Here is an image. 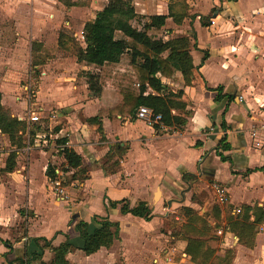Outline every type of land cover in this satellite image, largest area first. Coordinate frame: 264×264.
<instances>
[{"label": "crops", "instance_id": "1", "mask_svg": "<svg viewBox=\"0 0 264 264\" xmlns=\"http://www.w3.org/2000/svg\"><path fill=\"white\" fill-rule=\"evenodd\" d=\"M106 1H63L68 11L75 8L83 14L77 21L76 35L82 32L84 22L92 19ZM167 1L135 0V5L139 6L138 10H135L139 14H165ZM212 1L217 2L210 0L209 3L212 5ZM66 2H71L73 5L68 6ZM222 2L224 4L230 1ZM155 3L158 4L157 7L160 5V11L150 12ZM34 8L36 7L31 9ZM59 8L53 10L52 7H40L39 13H46L54 19L61 9ZM191 12L203 15L208 13L205 9ZM30 16L29 34L32 40L42 42L44 36L33 35L36 31L44 29L45 24L51 25V22H47L49 19L42 16L40 18L33 10L30 11ZM130 22L132 24V20ZM216 22L217 20L211 16L210 24L203 26L197 15L191 23L189 19H184L181 24H175L171 17H167L165 24L152 32L156 35L155 38L167 39L194 30L197 48L192 49L191 54L196 65L203 54L202 50L209 51L202 64L194 68L191 85L183 86L178 77H161L172 90L182 88L190 99L184 114L186 121L181 128L161 127L157 124L160 127L156 129L154 127L156 124H147L134 113L128 116L116 115L112 119L102 115L99 118L102 127L100 133L97 130L98 123L87 120L96 115L101 107L112 106L118 100L117 87L112 83L116 70L120 74L119 86L123 78L132 77L133 70L126 53L118 62L102 69L77 62L75 56L69 52L67 55L49 58L39 65L41 75L37 96L39 109L57 112L58 118L51 121L53 122L51 136L57 138L66 134L65 145L81 155V167L86 170L87 177L83 180H73L70 186L63 187V194L59 195L57 203L61 209V203L64 202V211L57 213L58 220L49 221L44 225L40 223L41 212L38 205L51 194L53 185L46 175V168L48 164H52L59 172H63L65 159L60 153L61 148L56 147L54 142V150L57 153L53 151L47 155L45 149H40L38 156L32 157L30 153L27 154L21 167L13 170L3 169L9 174L10 187L6 188L9 191V199L32 210V216H27L26 209L20 206L17 207L20 214L14 211L15 218H21L22 213L28 217V237L42 235L51 239L52 244H58L65 240L67 235L69 240L79 245L81 239L75 227L76 222L79 219L87 220V229L92 232L96 224L91 221V216L99 214L119 222V239L110 247H101L89 255L76 248L69 252L67 257L74 253L75 256L84 254L88 263L72 261L68 257L71 262L106 264L103 250L106 252L111 250L112 246L120 241L121 254L125 256L132 253L127 249L126 243H132L131 239L135 238L136 249H133V253L143 254L142 241L154 242L152 251L157 257L153 258V262L159 264V261H164L158 254L164 246L162 236L167 238V233L170 234V230H167V233L161 230L163 220L168 214V211L164 210V205L169 206L171 204H168L169 199H172L177 192L181 198L173 199V206L179 202L180 206L186 205L192 208L209 202L208 199L203 203L192 200L193 194L198 195L205 191L210 196L212 193L213 200L221 205V217L224 216L223 208L226 207L236 215V210L242 204L264 205V143L262 139L251 137L249 134L250 126L261 121L264 115V66L262 70L260 68L255 70L251 69L250 63L260 64L263 56L238 57L236 51L231 52V40L222 35V32H217L220 28H226V24H222L219 28ZM52 24L53 31L58 29L59 26L55 22ZM140 27L138 25V28ZM245 62L250 65L245 66ZM82 70L100 73L103 83L98 94H91L87 88L86 76L81 74ZM219 84L223 85L222 93L232 95L230 100L226 97L218 101L214 99L217 90L212 88ZM149 92L154 93L147 87L144 93ZM223 137L230 148L220 150L224 155L229 156L230 161H223L215 154L214 148ZM60 165L63 166L62 169L59 168ZM26 166V172H21ZM74 170L71 168L69 172ZM183 173H191L194 178L186 182ZM209 179L212 182H209ZM214 183L225 189V202H219L216 198ZM157 189L159 195L155 198ZM124 197L131 205L138 200L147 201L154 215L149 220H145L130 213H120L117 208L106 209L108 198ZM74 214H77L75 218H73ZM26 238L25 236V240ZM175 240L179 242L176 248L180 249L178 251L181 260L187 261L189 256L184 252L185 241ZM226 248L233 249V256L228 264H264V221L253 233L251 246L239 243L237 236L225 232L218 250L219 254L223 255ZM7 250L8 248L2 245L0 254H4ZM173 250L174 246H171L165 247L163 251L169 254ZM49 257L50 252L46 250L43 258ZM0 258L3 259L2 255ZM167 258L168 256L165 263L171 262ZM124 264L130 263L125 259Z\"/></svg>", "mask_w": 264, "mask_h": 264}, {"label": "trees", "instance_id": "2", "mask_svg": "<svg viewBox=\"0 0 264 264\" xmlns=\"http://www.w3.org/2000/svg\"><path fill=\"white\" fill-rule=\"evenodd\" d=\"M66 5L70 6L73 3L66 2ZM189 6L188 0H169L167 13L150 14L146 21L140 23L141 27L137 28L130 21L143 15L136 12L133 0H107L101 9L96 11L92 19L84 22L83 39L77 40L66 32L59 31L58 46L75 56L79 63L102 69L106 65L118 62L124 53L128 55L133 75L126 77L124 81H121V86H117L118 100L112 106L101 107L96 115L87 118L89 122L98 123L97 130L100 133H102V127L99 118L102 115H107L110 119L116 115H133L141 105L149 107L154 114H160L161 123L164 126L181 128L185 124L184 114L190 99L182 88L172 90L162 81L161 77H178L183 86L191 85L194 79V68L202 64L209 55V51L202 50L203 54L196 65L191 54V50L197 48L194 30L189 31L188 34L167 39L155 38L149 33V30L159 29L165 24L167 17H171L175 24H181L184 19H189L191 23L198 15L201 25L210 24L211 13L215 7L203 15L190 12ZM30 56L33 59L31 67L34 80H36L40 76L39 65L45 63L50 57L45 52L43 43L38 40L31 41ZM81 74L86 76L87 88L91 94H98L101 90V83H103L100 73L82 70ZM147 87L151 88L154 93H144ZM30 89L32 91L31 86ZM212 89L217 90L214 97L217 101L224 97L230 100L232 97L231 94L222 93L223 85L221 84ZM154 127L159 129L160 126L156 124ZM25 128L26 120L24 118L10 115L2 109L0 93V132L8 137L12 145L20 147L24 143ZM66 141L65 133L57 136L54 141L55 146L61 148L60 153L65 159L64 175L60 181L62 187L70 186L69 184L73 180H83L87 177L86 170L81 167V155L66 146ZM229 148L230 145L223 137L214 148L215 154L223 161H230L229 156L224 155L221 151ZM15 157L16 151L12 149L6 157L4 170L15 168ZM71 168L75 170L69 172ZM46 175L50 180L57 177L54 165H47ZM193 178V174L183 173V179L186 182ZM208 181L212 182L211 179ZM195 195H192V200H196ZM107 200L106 209L107 207L117 208L120 213H130L145 220H149L154 215L145 200H138L132 205L125 197L121 199L108 198ZM181 207L182 213L168 212L166 219L169 221V228H171L170 237L185 241L184 252L189 256L191 264H228L232 259L233 249L227 248L223 255L218 254L214 243L219 242L221 237L211 233L210 221L190 206L181 205ZM210 213L220 227L221 205L214 201ZM226 213L227 210L224 212L225 223L220 227L221 232L223 234L227 231L231 232L237 236L239 243L251 246L253 233L257 230V226L264 221V205L242 204L236 215ZM91 221L96 224L92 232L87 229V220L79 219L76 222L75 227L81 239L79 245L69 240L67 235L66 239L58 244H52L51 239L42 235L26 236L22 254L6 258L5 264H31L33 261H38V264H80L71 262L67 254L78 248L89 255L101 247H110L115 240L119 239L118 221L99 214H93ZM175 224H178V227L173 226ZM5 244L11 246L6 241ZM46 250L50 252L48 259L43 258Z\"/></svg>", "mask_w": 264, "mask_h": 264}, {"label": "rangeland", "instance_id": "3", "mask_svg": "<svg viewBox=\"0 0 264 264\" xmlns=\"http://www.w3.org/2000/svg\"><path fill=\"white\" fill-rule=\"evenodd\" d=\"M63 1L64 0H0L1 107L4 111L16 117H28L31 112L32 114L34 112L39 115V120H36L34 122H27L26 120V128L23 133V140H26L27 137L25 135V131L29 126V140L34 147L29 154L32 157L38 156V154L40 153V149H45L47 151V155L53 153V151L55 152V138L50 135L51 132L53 133V128L51 131L50 126L53 125V122L51 121L55 120L56 118L49 116L48 113L52 111H43L39 109L37 96L40 80L39 78L34 80L33 69L31 67L33 59H31L30 56V47L32 41V37L29 34V26L31 25L30 11H35L37 16H40V18L41 16L47 18L49 19L47 22H51V25L46 26L45 24L44 29L36 31V33L33 35L35 36L37 34L36 36L38 37L44 36V38L42 39V43L48 56L50 58H56L57 56L67 55L69 54L67 50H63L58 46L57 35L59 31H64L68 35H71L72 37L77 39L75 35V31L77 30L78 26L77 21L82 17L83 14L75 8L72 11H68L65 8ZM222 1L225 0H217L216 3L212 1V5L211 3H209L210 0H188L190 5L189 10L190 12H199L202 9H205L206 13L207 11L209 13L210 10L215 7V10L211 13V15L213 18H215V20H217L216 23L219 28L222 27V24H226V28H220V30L217 32H222V35L227 36L231 40L230 51H236V55L238 57L250 56L249 58H257L258 56H263L260 64L250 63L252 66L251 69L257 70L260 68V70H262L264 66V0H236L225 2L224 4H222ZM167 2H169V0ZM157 5L158 4L155 3L150 12L160 11V5L158 7ZM34 6L36 8L31 9ZM134 6L135 9L138 10L139 6L135 5V3ZM40 7H52L53 10L60 7L61 9L59 8L60 11L57 12L58 14H56L57 16H55L56 18L51 19L48 14L39 13ZM142 15L143 16H138L136 19H132V24L137 28L138 25L139 27L141 26L140 23L146 21L149 14ZM52 22H55L56 25L59 26L55 31H53ZM152 32H155V29H150L149 33L153 35V37H156V35L152 34ZM225 36L224 38L226 39ZM123 59L121 60V62L123 61ZM244 64L245 66L250 65L246 62ZM107 66L108 65L104 66L103 68ZM102 71H104V69ZM113 75V78L115 80L112 79V83H115L114 86L117 87L119 86L120 79L118 77L120 75L118 70H116V73ZM125 78H123L122 80L124 81ZM25 85L32 87V91L29 92V94L25 93L23 90V87ZM36 133H41V137L37 138V141H34ZM43 140H45V142H43ZM23 146L15 147L10 143L8 137L0 132V247L3 245L8 248L7 252H5L4 254H0L4 259L3 260L2 258H0V264H5L6 258H13L16 254L22 253L25 236L28 235V217H26L25 214L22 213V216L20 215L21 218H15L14 211L19 212V208L17 207H19L20 204H16V202H12L13 199H9V191L6 189L7 186L10 187L8 182L9 174L3 171V166L8 153L13 148H22ZM26 155L27 153L25 152L19 155L16 154L15 169L21 167V165L25 161L24 159ZM62 167V165L59 166L60 169H62ZM26 170L27 166L24 167V170H21V172L25 173ZM54 186L55 185H52L51 194L46 199H44L42 203L39 201V203L41 204L38 203V206L40 207L39 210L41 212V218L39 217V219H41L40 223H43L44 225H47L49 221H54L56 219L58 220L57 213L59 211L60 213L64 211V202L61 201V209L60 207H58L57 200L60 194L57 193ZM210 194L211 195L209 196L207 192L203 191V193L195 195L196 200H198L199 202L203 203L205 199H208L209 202L206 205L201 204L200 206H196L194 209L198 214L203 215L207 220L210 221L211 233L221 237V240L219 242L214 243V247H216L217 250H220V243L223 240L224 236L223 232L220 231V227L225 223V215L221 217L220 227H218L216 221L213 219L210 213L211 205L214 203L213 195L212 193ZM180 198L181 195L177 192L172 197V199H169L171 204H169V206H167V204L164 205V210L168 212L175 211L182 213L183 210L179 205V202L175 206H173L172 204L173 199ZM20 207L26 209L27 216L33 215L32 210H30L28 207ZM228 209L229 208L227 207L223 208V211L225 212L227 210V213L229 215H235ZM23 218L24 220H22ZM63 219L64 218H62V220ZM173 226L178 227V224H175ZM260 226L261 224H259L257 227L260 228ZM169 227V221L164 218L161 230L166 232L167 230L171 229ZM167 234V238L165 236H162L164 245L163 248L165 249V247L174 246V250L172 253L168 254L167 252L163 251V248H161L158 254L164 261H159V264H191L189 257L187 261L181 260V255L178 251L180 249L176 248V246L179 245V242H176L175 239L170 237L169 233ZM131 240L132 243L128 242L126 243V245H128L127 249H129V251H132V253L126 254V258L123 254H121L120 241H117L112 246L111 250H107V252L106 250H103V255L106 258V264H124L125 259L130 264H154L153 258L157 257V255H155L156 253L152 251V248L155 246L154 242L150 243L148 241H142L141 251L143 249V254L139 255V253H133V249H136L135 238ZM5 241L11 246H6ZM219 253L220 252L218 251V254ZM74 254L68 255L69 259H71L72 261L79 260L80 262L88 263V259L83 256L84 254L82 256H75ZM166 256L170 258L171 262L165 263ZM95 257L97 256L95 255ZM31 264H38V261H33ZM89 264L96 263L91 262Z\"/></svg>", "mask_w": 264, "mask_h": 264}, {"label": "built area", "instance_id": "4", "mask_svg": "<svg viewBox=\"0 0 264 264\" xmlns=\"http://www.w3.org/2000/svg\"><path fill=\"white\" fill-rule=\"evenodd\" d=\"M76 37H77V39H80V40L83 39L82 32L77 34ZM23 90L27 94H29V92H31V89L28 85H25L23 87ZM48 114L50 117L57 118V112H51ZM135 115L137 118L144 120L147 124H151V125L152 124H158L161 127H164V125L161 123V115L160 114H154L152 112V110L145 105L139 106L135 111ZM18 118H24L25 120H27V122H29V121L34 122L36 120H39L40 117L38 114H36L34 112L32 114V112H31L28 115V117H18ZM50 129H52V126H50ZM249 134L251 137L262 139L263 143H264V115H263L261 121H259L257 123H253L250 126ZM25 135H26L27 139L24 140V146L22 148H13V150H15L16 154H18V155L22 154L23 152L29 154L34 148L33 145L30 143V140H29V126L27 127V129L25 131ZM50 135H51V133H50ZM39 137H41V133H36L35 137H34V141L35 140L37 141L38 140L37 138H39ZM43 142H45V140H43ZM34 144H36V143H34ZM55 172L57 174V177L51 181H52L53 185H55L54 187H55L57 193L62 195L63 194V187L60 186L61 185L60 181H61V176L63 175V172H59L57 169H55ZM213 188H214L215 195H216V198L218 199V201L219 202H225V200H226L225 189L217 183L213 184ZM238 211H239V209L236 210V212H238ZM167 260H170V258L168 257Z\"/></svg>", "mask_w": 264, "mask_h": 264}, {"label": "water", "instance_id": "5", "mask_svg": "<svg viewBox=\"0 0 264 264\" xmlns=\"http://www.w3.org/2000/svg\"><path fill=\"white\" fill-rule=\"evenodd\" d=\"M159 195V189L156 190V193H155V198H157ZM170 203V201H168V204ZM77 216V214H74L73 215V218H75Z\"/></svg>", "mask_w": 264, "mask_h": 264}]
</instances>
